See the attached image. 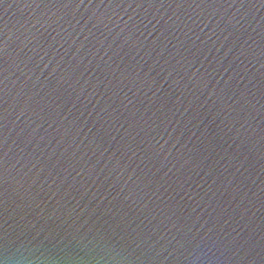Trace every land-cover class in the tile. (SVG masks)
Wrapping results in <instances>:
<instances>
[{"label":"water","instance_id":"1","mask_svg":"<svg viewBox=\"0 0 264 264\" xmlns=\"http://www.w3.org/2000/svg\"><path fill=\"white\" fill-rule=\"evenodd\" d=\"M0 264H264V0H0Z\"/></svg>","mask_w":264,"mask_h":264}]
</instances>
